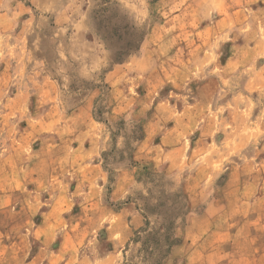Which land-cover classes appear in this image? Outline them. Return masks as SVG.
<instances>
[{
	"label": "rangeland",
	"instance_id": "1",
	"mask_svg": "<svg viewBox=\"0 0 264 264\" xmlns=\"http://www.w3.org/2000/svg\"><path fill=\"white\" fill-rule=\"evenodd\" d=\"M235 42L246 61L227 60ZM260 42L264 0H0V147L30 139V156L47 143L64 157L47 189L15 191L50 214L28 247L52 228L89 264L111 249L118 264L160 260L155 233L168 219L181 241L187 194L199 212L210 192L197 185L220 187L229 167L264 156ZM100 204L135 209L141 226L107 242L123 224Z\"/></svg>",
	"mask_w": 264,
	"mask_h": 264
},
{
	"label": "crops",
	"instance_id": "2",
	"mask_svg": "<svg viewBox=\"0 0 264 264\" xmlns=\"http://www.w3.org/2000/svg\"><path fill=\"white\" fill-rule=\"evenodd\" d=\"M242 19L244 18L241 17L237 21ZM236 26L234 24L232 29H239ZM233 44L235 52L227 60L246 61L240 59L246 44ZM258 45V51H263V44L260 42ZM114 71L107 73V80L113 79L117 73ZM145 127L146 124H143L144 136ZM28 140L19 147L13 142V146L4 143L0 147V264H89L85 256H79V251L73 253L76 248L68 250L67 244L73 237L64 231L60 232L61 234L57 232L56 237L51 228L41 238L40 245L35 240L38 246L28 247L32 238L38 237L42 219L45 215L47 219L50 214L49 210L43 209V203L38 205L36 197L33 200L23 198L17 201L16 194L22 192L15 191L38 192L44 181H48L49 176L55 172V166L58 163L60 165L61 161V166L64 165V157H55V146L51 144L46 143V147L51 149H47L45 144L33 145L35 149L30 156L28 150L24 151L30 143V139ZM228 171L225 183L220 187L214 188L211 184L197 185L199 194L210 192L201 211H193L199 203V196L193 198L190 193L187 194L189 213L181 241L171 249L163 264H264V156L253 163L248 162L237 168L229 167ZM65 187L62 181L61 190ZM118 187V183L113 186V196L117 194ZM183 187L187 189L188 184ZM44 189L47 188H42L39 192ZM100 205V212L116 216L120 213L119 218L121 225L123 224L120 234H116L117 238L115 232H110L108 238L106 234L107 242L113 241L116 242L115 246L119 245L128 239L130 232L141 226L135 209L123 208L116 212ZM21 210H24L25 214L21 213ZM29 220L33 227L24 229V223ZM11 224L13 230L9 229ZM110 228L111 231L115 230L114 225ZM112 252L111 249L109 255H104L98 264H118V258L111 255ZM73 254L78 255V258Z\"/></svg>",
	"mask_w": 264,
	"mask_h": 264
},
{
	"label": "trees",
	"instance_id": "3",
	"mask_svg": "<svg viewBox=\"0 0 264 264\" xmlns=\"http://www.w3.org/2000/svg\"><path fill=\"white\" fill-rule=\"evenodd\" d=\"M182 209H184V213H182V226L180 227L181 229L184 226V217L186 216V212H187V208L186 205L184 204ZM143 213H144V218H145V222H144V228L141 229L139 232H137V235L142 233V232H146L149 228V221H148V216H151L153 214V212L150 210V208L148 207V205H144L143 208ZM170 219V218H169ZM163 221H166L165 224L161 225V230H163V232L157 231L155 234L159 237L158 238V246H162L161 244H163L164 250L159 251L161 258L160 260L156 261L154 264H162L167 257L169 256V253L171 251V249L176 246L177 244H179L180 242V238H177L176 234H175V230L178 229V227L176 228V226L173 225V222L169 221L168 219H163ZM179 228V230H180ZM147 236H149V234H147ZM150 259H152L153 253L150 252ZM148 259V261L150 260Z\"/></svg>",
	"mask_w": 264,
	"mask_h": 264
}]
</instances>
